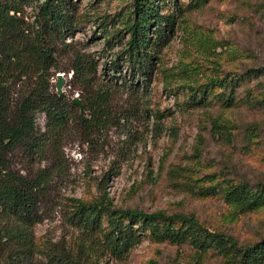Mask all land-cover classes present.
I'll list each match as a JSON object with an SVG mask.
<instances>
[{
  "label": "rangeland",
  "instance_id": "obj_1",
  "mask_svg": "<svg viewBox=\"0 0 264 264\" xmlns=\"http://www.w3.org/2000/svg\"><path fill=\"white\" fill-rule=\"evenodd\" d=\"M72 1L77 29L65 40L70 42L69 50L58 47L50 81L56 90V76L63 73L62 89L69 98L80 93L70 70L74 51L98 63L96 77L109 76L105 62L113 59L118 58L122 70L127 69L121 56L128 35L122 30L123 38H115L114 32L133 10V0ZM190 2H160L162 14L176 12L175 23L167 39L156 47L149 94L135 99L121 89L113 95L114 109L133 106L138 110L136 116L103 131L87 133L76 128L66 138V170L55 180L56 199L46 217L34 226L39 251L33 264H48L45 251L57 244L93 264H227L212 252L199 254L188 244L155 242L147 236L120 257H101L97 245L90 248L91 240L71 225V198L93 201L104 195L120 208L192 216L239 245L264 237V206L244 214L236 212L221 194L203 196L187 180V176L215 174L219 180L264 185V106L223 109L214 101L208 106L187 105L189 85L202 84L221 73L240 75L251 68H264V0H207L195 8H190ZM22 10L26 19L33 20V7ZM240 86V97L249 86L258 93L264 75ZM145 108L153 112L149 118ZM214 118L231 126L230 140L212 135ZM36 123L43 130L45 115L38 114ZM154 124H159L157 130Z\"/></svg>",
  "mask_w": 264,
  "mask_h": 264
},
{
  "label": "trees",
  "instance_id": "obj_2",
  "mask_svg": "<svg viewBox=\"0 0 264 264\" xmlns=\"http://www.w3.org/2000/svg\"><path fill=\"white\" fill-rule=\"evenodd\" d=\"M163 1L133 0L132 12L114 32L115 38H123L122 30L128 35L121 56L128 64L125 71L117 58L105 62L109 66L104 68L111 71L107 78L96 77L98 63L84 52H73L70 70L79 86L82 114L72 98L58 95L50 82L58 47L69 50L70 42L65 40L77 29L75 3L0 0V264H33L39 251L34 226L54 204L55 180L66 170L63 148L74 129L103 131L136 116L138 110L133 106L114 109L113 95L121 89L135 99L149 94L156 47L167 39L175 23L176 12L161 13ZM206 1L191 0L190 8ZM24 6L35 9L33 20L26 19ZM176 9L181 10L179 6ZM263 75L264 68L260 67L240 75L209 76L202 84L188 86L187 105L208 106L214 101L223 109L264 106V86L258 93L249 86L242 97L238 92L242 82L249 84ZM151 111L145 108L148 118ZM38 114L45 115L43 130L36 123ZM211 124L213 136L230 140V125L217 118ZM157 127L159 124H154L155 130ZM187 180L203 196L221 194L236 212L244 214L264 206V185L219 180L215 174L187 176ZM70 201L71 225L91 240L90 248L97 245L95 250L101 257H120L147 236L155 242L188 244L199 254L212 252L227 264H264V237L250 245H239L228 234L192 216L120 208L104 195L93 201ZM44 256L48 264H93L62 244L49 248Z\"/></svg>",
  "mask_w": 264,
  "mask_h": 264
},
{
  "label": "water",
  "instance_id": "obj_3",
  "mask_svg": "<svg viewBox=\"0 0 264 264\" xmlns=\"http://www.w3.org/2000/svg\"><path fill=\"white\" fill-rule=\"evenodd\" d=\"M65 84V77H64V74L63 73H59L57 76H56V81H55V91L58 95H62L64 94V91L62 89L63 85ZM72 103L76 106L79 107V110L80 112L83 114L85 113L84 111V107H83V104L80 100V98L78 96H74L72 98Z\"/></svg>",
  "mask_w": 264,
  "mask_h": 264
}]
</instances>
